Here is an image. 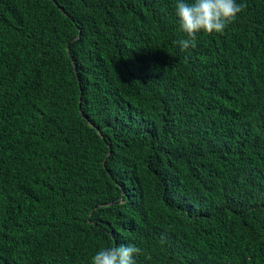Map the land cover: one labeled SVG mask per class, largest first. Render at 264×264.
Here are the masks:
<instances>
[{
	"label": "trees",
	"instance_id": "obj_1",
	"mask_svg": "<svg viewBox=\"0 0 264 264\" xmlns=\"http://www.w3.org/2000/svg\"><path fill=\"white\" fill-rule=\"evenodd\" d=\"M237 3L182 50L176 0H0V264H264V0Z\"/></svg>",
	"mask_w": 264,
	"mask_h": 264
},
{
	"label": "clouds",
	"instance_id": "obj_2",
	"mask_svg": "<svg viewBox=\"0 0 264 264\" xmlns=\"http://www.w3.org/2000/svg\"><path fill=\"white\" fill-rule=\"evenodd\" d=\"M246 7L237 0H176L175 15L185 34L177 43L182 50L195 48L198 33H223ZM161 239L163 242L164 237ZM140 253L141 249L131 244L101 248L92 264H135L134 255Z\"/></svg>",
	"mask_w": 264,
	"mask_h": 264
}]
</instances>
